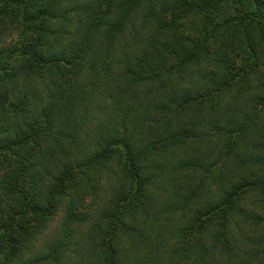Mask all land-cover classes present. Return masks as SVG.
Wrapping results in <instances>:
<instances>
[{"label": "trees", "instance_id": "16d2710c", "mask_svg": "<svg viewBox=\"0 0 264 264\" xmlns=\"http://www.w3.org/2000/svg\"><path fill=\"white\" fill-rule=\"evenodd\" d=\"M230 3L241 55L193 0H0V264H264V14Z\"/></svg>", "mask_w": 264, "mask_h": 264}, {"label": "rangeland", "instance_id": "374dc122", "mask_svg": "<svg viewBox=\"0 0 264 264\" xmlns=\"http://www.w3.org/2000/svg\"><path fill=\"white\" fill-rule=\"evenodd\" d=\"M217 1L218 0H214V2ZM193 2H198L200 5V7L197 8L196 13L194 15H190V17L185 20L182 18L177 19L178 24L184 23L183 27L185 28V32L194 37L210 38L211 47L214 45L221 47V45L224 44V49L229 51V53L232 52L234 55L243 54L242 52L244 51V43H247L248 39L244 38V36H247V34L244 35V21L237 22L233 20L236 17L233 11V6L235 4H231V0H222L217 7L211 8L209 5L204 6L200 0H193ZM241 2L242 6H240V8L244 10L245 7L246 12L255 11L264 14V0H241ZM212 4L214 5L213 2ZM217 23L224 24V27H221V25L217 26ZM210 36H213L215 41H213ZM255 61L257 60L254 58L252 61H250V64H253ZM242 64H244V61ZM98 201L99 199L97 202ZM97 202L92 198H88L84 201V204L92 212L93 207L98 205ZM58 219H55L51 223L48 234L56 229L58 225Z\"/></svg>", "mask_w": 264, "mask_h": 264}]
</instances>
